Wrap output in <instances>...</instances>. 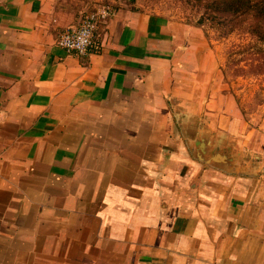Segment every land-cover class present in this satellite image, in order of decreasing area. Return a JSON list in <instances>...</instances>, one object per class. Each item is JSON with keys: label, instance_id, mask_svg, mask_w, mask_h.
Wrapping results in <instances>:
<instances>
[{"label": "crops", "instance_id": "obj_1", "mask_svg": "<svg viewBox=\"0 0 264 264\" xmlns=\"http://www.w3.org/2000/svg\"><path fill=\"white\" fill-rule=\"evenodd\" d=\"M131 1L78 55L55 0H0V264H264V123Z\"/></svg>", "mask_w": 264, "mask_h": 264}, {"label": "rangeland", "instance_id": "obj_2", "mask_svg": "<svg viewBox=\"0 0 264 264\" xmlns=\"http://www.w3.org/2000/svg\"><path fill=\"white\" fill-rule=\"evenodd\" d=\"M208 0H132L134 6L165 15L180 23L203 30L213 53L212 61L219 69L211 76L223 77L227 90L236 96L246 118L253 124L264 123V75L252 70L254 40L241 31L226 34L227 29L209 17L205 4ZM112 0H55L57 12L78 24L98 6ZM216 22V23H215ZM222 27V28H221ZM251 45V46H250ZM248 52L242 53L243 48Z\"/></svg>", "mask_w": 264, "mask_h": 264}, {"label": "trees", "instance_id": "obj_3", "mask_svg": "<svg viewBox=\"0 0 264 264\" xmlns=\"http://www.w3.org/2000/svg\"><path fill=\"white\" fill-rule=\"evenodd\" d=\"M205 6L209 17L227 29L226 34L241 31L254 40L251 68L264 75V0H208Z\"/></svg>", "mask_w": 264, "mask_h": 264}, {"label": "built area", "instance_id": "obj_4", "mask_svg": "<svg viewBox=\"0 0 264 264\" xmlns=\"http://www.w3.org/2000/svg\"><path fill=\"white\" fill-rule=\"evenodd\" d=\"M118 13L117 4L107 2L98 6L85 16L78 24L66 28L58 39V45L78 55H87L99 48V30L103 23Z\"/></svg>", "mask_w": 264, "mask_h": 264}]
</instances>
